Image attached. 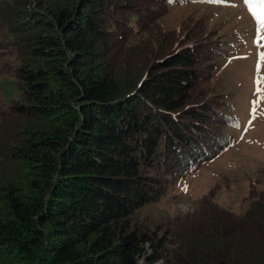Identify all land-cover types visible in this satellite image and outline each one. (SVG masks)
<instances>
[{"label":"trees","instance_id":"16d2710c","mask_svg":"<svg viewBox=\"0 0 264 264\" xmlns=\"http://www.w3.org/2000/svg\"><path fill=\"white\" fill-rule=\"evenodd\" d=\"M166 6L0 0L20 90L0 109V264H264V190L242 215L204 198L169 225L136 216L233 142L200 88L222 41L164 29Z\"/></svg>","mask_w":264,"mask_h":264},{"label":"rangeland","instance_id":"374dc122","mask_svg":"<svg viewBox=\"0 0 264 264\" xmlns=\"http://www.w3.org/2000/svg\"><path fill=\"white\" fill-rule=\"evenodd\" d=\"M166 2L159 19L164 29L183 32L201 26L222 41V54L206 70L200 88L206 95H222L228 102L225 114L234 123L223 125L222 131L231 135L233 142L196 170L182 177L169 176L162 196L142 206L136 216L150 227L169 225L176 217L195 212L204 198L242 215L251 200L250 191L264 190V90L256 93L254 84L255 79L264 77V65L256 71L264 46L254 43L256 24L243 0ZM5 38L9 34L0 29V41ZM12 58L10 52L0 51V109L20 96L18 84L2 65ZM259 87L264 89V83ZM137 264L150 263L141 257Z\"/></svg>","mask_w":264,"mask_h":264},{"label":"snow or ice","instance_id":"6c2138e0","mask_svg":"<svg viewBox=\"0 0 264 264\" xmlns=\"http://www.w3.org/2000/svg\"><path fill=\"white\" fill-rule=\"evenodd\" d=\"M169 2L171 3L173 2V0H169ZM209 2L215 3L218 2V0H209ZM243 2L246 5L248 12L252 16L256 24V38L254 40V43L264 46V44H262V42H264V0H243ZM261 65H264V51L259 52L258 54V60L256 65L257 72L260 71ZM262 83H264V77L254 80V84L257 85L256 93H260L262 90H264L259 87V85H261ZM257 102H254V104ZM252 111L255 112V107H253ZM183 190L187 191V187H185Z\"/></svg>","mask_w":264,"mask_h":264},{"label":"water","instance_id":"95a60500","mask_svg":"<svg viewBox=\"0 0 264 264\" xmlns=\"http://www.w3.org/2000/svg\"><path fill=\"white\" fill-rule=\"evenodd\" d=\"M162 262L161 261H159V262H156V263H154V264H161Z\"/></svg>","mask_w":264,"mask_h":264}]
</instances>
